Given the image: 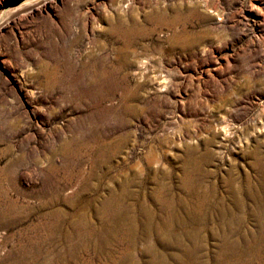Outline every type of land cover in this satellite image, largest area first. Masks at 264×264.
<instances>
[{
	"label": "rangeland",
	"instance_id": "1",
	"mask_svg": "<svg viewBox=\"0 0 264 264\" xmlns=\"http://www.w3.org/2000/svg\"><path fill=\"white\" fill-rule=\"evenodd\" d=\"M0 264H264V0H0Z\"/></svg>",
	"mask_w": 264,
	"mask_h": 264
}]
</instances>
